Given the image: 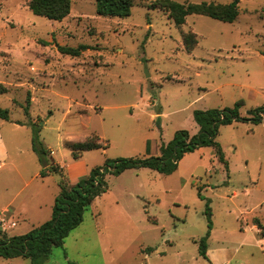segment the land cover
<instances>
[{
	"label": "rangeland",
	"instance_id": "374dc122",
	"mask_svg": "<svg viewBox=\"0 0 264 264\" xmlns=\"http://www.w3.org/2000/svg\"><path fill=\"white\" fill-rule=\"evenodd\" d=\"M28 1L0 0V83L7 87L0 107L8 111V119L0 117L8 153L2 155L0 142V229L7 235L39 224L32 213L28 220L1 214L9 192L41 166L36 154L23 150H31L34 128L62 163L86 161L78 181L107 158L158 156L177 130L198 132L195 109L232 107L238 100L243 105L241 119L221 124L216 136L228 170L211 146H201L169 174L146 167L107 173V191L89 205L63 247L34 261L0 257V264H208L198 253L208 229L206 202L211 262L264 264V238L253 224L256 218L264 223V113L261 122L244 119L264 106V0H239L233 22L192 13L181 25L163 7L165 0H133L125 17L99 15L96 0H71L61 20L32 13ZM188 31L197 38L191 51L182 42ZM58 46L84 49L73 56ZM91 135L108 146L74 157L68 142L60 145L61 137ZM52 175L48 190L58 191L61 175L71 180L68 169Z\"/></svg>",
	"mask_w": 264,
	"mask_h": 264
},
{
	"label": "trees",
	"instance_id": "16d2710c",
	"mask_svg": "<svg viewBox=\"0 0 264 264\" xmlns=\"http://www.w3.org/2000/svg\"><path fill=\"white\" fill-rule=\"evenodd\" d=\"M238 1L234 0L224 4L206 1L183 4L178 1L165 0L163 7L169 11V16L176 25L183 24L185 16L192 13L224 22H233L238 16ZM132 6L133 0H96V12L103 16H128ZM28 8L36 15L61 20L69 14L71 0H29ZM182 42L185 50L191 51L197 44L196 34L192 31L183 33ZM58 48L62 53L76 56L80 54L84 46L81 48L58 46ZM261 54L264 57V49ZM6 91L7 87L0 83V93ZM242 105L243 100H238L232 107L193 110V120L198 125V132L190 134L186 129L177 130L170 141L160 146L158 156L107 158L103 165L92 167L88 175L73 184L66 176L61 175L58 180L59 192L54 198L51 217L22 234L7 235L0 229V257H22L34 261L46 258L54 247H63L65 238L83 221L84 212L89 205L96 197L107 191L108 184L105 179L107 173L119 175L126 169L146 167L159 173L169 174L177 169L179 160L186 153L193 152L201 146H211L215 156L228 170L227 160L216 136L221 124H230L241 119L239 108ZM262 113H264V106L251 110V116L244 119L253 123L261 122ZM0 117L8 119V111L1 107ZM107 146L108 143L97 135L87 136L82 141L68 142V147L74 157L88 150H104ZM31 148L39 158L41 177L61 172L60 167L53 163L52 159L49 162L45 157L50 150L40 143L37 128H34L31 137ZM146 150H149V142H147ZM198 195L201 196L200 191ZM205 214L208 229L205 236L198 240V253L208 264H213L207 254V239L212 229V213L208 202H206ZM253 224L264 237V223L256 218ZM146 249L153 250L152 247Z\"/></svg>",
	"mask_w": 264,
	"mask_h": 264
},
{
	"label": "crops",
	"instance_id": "0c3cea01",
	"mask_svg": "<svg viewBox=\"0 0 264 264\" xmlns=\"http://www.w3.org/2000/svg\"><path fill=\"white\" fill-rule=\"evenodd\" d=\"M68 110L69 109H67V111ZM47 120L48 119H46L45 121H47ZM11 123H12V125H14V127H19V126L25 125L24 123H22V124L16 123V122H11ZM83 139H85V138H83ZM82 140H71L69 138L66 139L65 137H61L60 145L64 144L65 142H75V141H82ZM0 142H1L2 155H4V156L8 155L7 150H6V148L3 145L1 140H0ZM20 143L22 144L24 142L23 141L17 142V145H15V146H19ZM27 143H29V140H27ZM30 146H31V142H30ZM48 146H50L48 149H50V151H51L52 150L51 145H48ZM26 149H29V147H27ZM26 149H23L24 154H26L27 156H30V157H32V153L35 155L32 148L28 152ZM10 153L14 155V153H12V150H9V164L15 165L13 159L10 158L11 157ZM59 153H60V156H62V157L63 156L66 157L68 155V154L63 155V153L61 151ZM52 154H53V156H52L53 163L57 164L60 167V169L63 171H66L67 169L69 170V174L71 177L70 183H72V184L77 181L76 178L79 174H84L86 172V169H88V165L83 158H80L79 160H72V161L67 162V163H62L60 161L61 159H58L59 157H57L55 155L54 150H52ZM81 156H83V154ZM1 166H2V162H0V167ZM40 167L41 166L39 165L38 171H37L38 173L35 172L33 175H31V178H29V179L22 178L23 183L19 189H17L15 192H12V193L9 192V201L2 207V212H1L2 215L9 216L10 220H12L13 218H16L17 220L18 219L28 220V219H30V216H29L30 213H32V214H35V216H37V218H38V216H40V219L38 221H36L39 224L43 223L44 221H46L50 218L51 213H52V205L54 202V198L56 197V195L59 192V187H58V191H56L54 189V187L51 190L47 189L49 187V183H50V182H48L47 179L49 177L52 178L53 175L50 174V175L41 177L39 174ZM128 170H131V169L124 170L119 175L125 173ZM79 171H82V173H78ZM33 179H39L41 181V185L31 184V181ZM55 183L58 186V181ZM53 185H54V183H53ZM31 188H33L34 190H32ZM19 198H20V200H18V202H17L16 200ZM13 221H15V220H13ZM255 227L257 228L256 225H255ZM215 253H217L216 249H215ZM220 262H221L220 264H227V263H225V261L223 259H221Z\"/></svg>",
	"mask_w": 264,
	"mask_h": 264
}]
</instances>
